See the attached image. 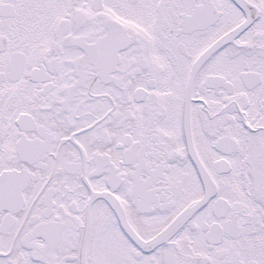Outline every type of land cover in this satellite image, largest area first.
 Wrapping results in <instances>:
<instances>
[{"label":"snow or ice","instance_id":"snow-or-ice-1","mask_svg":"<svg viewBox=\"0 0 264 264\" xmlns=\"http://www.w3.org/2000/svg\"><path fill=\"white\" fill-rule=\"evenodd\" d=\"M0 264H264V0H0Z\"/></svg>","mask_w":264,"mask_h":264}]
</instances>
